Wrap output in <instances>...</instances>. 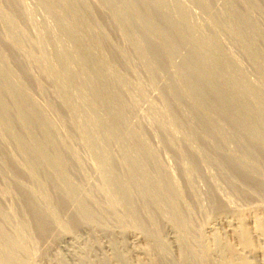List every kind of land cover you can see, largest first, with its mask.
I'll list each match as a JSON object with an SVG mask.
<instances>
[{"label": "rangeland", "instance_id": "1", "mask_svg": "<svg viewBox=\"0 0 264 264\" xmlns=\"http://www.w3.org/2000/svg\"><path fill=\"white\" fill-rule=\"evenodd\" d=\"M143 1L0 0V137L5 145L0 144V263L76 264L80 258L104 264L103 249L111 264H119L114 241L122 240L118 250L126 247L129 264H162L150 240L158 235L166 241V227L172 226L200 258L198 243L207 249L214 232H227L233 241L235 220L220 211L217 195L238 211L264 209V152L254 145L264 142V119L255 111L264 109V0ZM176 14L180 32L167 20ZM4 40L44 67L63 98L73 102L74 115L39 68L29 70ZM89 50L105 62L104 70ZM188 61L213 85L189 78ZM113 76L125 80L124 92ZM216 84L230 91L229 102L244 109L255 136L235 128L228 102L231 115L216 105L221 95ZM3 107L12 134L4 125ZM225 147L254 167L262 182L237 173L222 152ZM164 170L171 173L179 200ZM30 190L46 196L61 232L50 234L48 221L37 220ZM61 190L75 202L76 215ZM79 217L96 230L85 233ZM122 230L129 236L114 232ZM130 237L138 242L134 248ZM66 241L79 249L78 258L64 251Z\"/></svg>", "mask_w": 264, "mask_h": 264}, {"label": "bare ground", "instance_id": "2", "mask_svg": "<svg viewBox=\"0 0 264 264\" xmlns=\"http://www.w3.org/2000/svg\"><path fill=\"white\" fill-rule=\"evenodd\" d=\"M143 1V0H141ZM143 3H153L152 0H144ZM143 5V8L145 10V6L146 5ZM254 4H256L255 2H253ZM141 5V6H142ZM259 5V4H258ZM260 7V6H259ZM150 9V8H149ZM259 9V8H257ZM260 13L264 11L261 10V7L259 9ZM23 13L26 14V12H24L22 10ZM161 12V11H160ZM164 13V12H162ZM264 13V12H263ZM167 13H164V16H165V19H166V15ZM172 14H175V13H172ZM27 15V14H26ZM171 15V14H170ZM167 20H169V23H170V29L174 32H180V28L178 27V19H177V14L176 16H172L170 18H167ZM5 44H7L6 46H8L11 50L13 51H16V54L20 57H22L26 63V66L29 70H31L30 66H34L36 69L39 68L38 70H40L41 74L45 77V79H48L50 81V83L53 85L54 89H55V94L57 96V99L59 100L60 104L62 106H64L65 110L69 113H72L74 115V110H73V102L72 101H66L63 96L61 95V92L60 90L58 89V85L57 83L55 82L54 78L52 76H50L46 70L44 69L43 66L41 65H37L35 63H33V61L30 59V57L28 56V54H26L25 52L21 51V49L16 45L14 44L13 42H10V41H7V40H4ZM184 42H186L185 44H189L190 45V49H191V52L194 53L196 56H200V53L199 51H197V49L193 46L192 44V41L190 39H187L185 38L184 39ZM91 52V54L97 58L98 60V63L100 65V67L102 68V70L105 69V62L93 51V50H89ZM243 51V50H242ZM246 54V55H245ZM244 55L245 56H248L249 55L244 51ZM250 58V57H249ZM251 60V59H250ZM252 64H254V61H252ZM250 62V64H251ZM187 63V62H185ZM249 63V62H248ZM186 67L188 68L189 70V78L192 79L193 77V80L194 82L197 84H202V82H210V84L212 83L211 80L209 79V77H207L206 75H204L203 73L201 72H198V70H193L191 69V61H188L187 64H185ZM254 66V65H253ZM33 67V68H34ZM34 68V69H35ZM256 69V70H255ZM255 71L259 74V71H257L258 69L255 67ZM36 71V70H35ZM39 72V71H38ZM260 75V74H259ZM113 79H114V83H115V86L116 88L118 89V91L120 92H124V87L126 86V82L125 80H121V79H118L116 77L113 76ZM47 81V80H46ZM51 85V86H52ZM213 84H211L212 86ZM218 85V84H216ZM53 87H51L53 89ZM217 88L219 87L216 86ZM218 92L221 93V95H219L217 98H218V102L216 103V105H218V107L223 110V112L225 114H229L231 115V113L229 112L231 109H229L228 107H226V105H224L225 103L227 104L228 102V106L230 108L233 109V112L235 113V128L238 129V130H242V131H245L249 136H255V133L254 131H252L251 128H249V125H248V115L247 113L244 111V109L241 108V106L237 103V101H231L230 102L228 101L229 98H230V91L228 89H225V88H221L219 87L218 88ZM121 94V93H120ZM130 95V94H129ZM127 96V95H126ZM132 96V95H131ZM225 98L227 101H225ZM132 103V101H131ZM133 105V104H132ZM135 107V105H134ZM133 108V106H132ZM131 110V109H130ZM132 111V110H131ZM255 111L257 112V114L262 118L264 119V109H259V108H255ZM2 118H3V122H4V125L7 126V131L10 133L11 132V126H10V123H9V120L6 116V111H5V108L3 107L2 109ZM136 113V112H134ZM138 113V112H137ZM234 115V114H233ZM119 117L121 119V122L123 125L127 126L128 128V125H127V121L125 119V116L122 114V113H119ZM163 124V123H162ZM161 125V124H159ZM158 125V126H159ZM166 124H164L165 126ZM168 126V125H166ZM166 128V127H165ZM171 127H169L170 129ZM160 130V129H159ZM171 130V129H170ZM169 130V131H170ZM151 131V130H150ZM172 131V130H171ZM248 131V132H247ZM165 132V130H164ZM169 133V132H168ZM172 133V132H171ZM12 134V132H11ZM150 134V133H149ZM175 134V133H174ZM173 134V135H174ZM153 136V135H152ZM166 136V135H165ZM172 137V136H170ZM174 137V136H173ZM177 138V137H176ZM171 141V139L169 140ZM82 143V142H81ZM170 143V142H169ZM0 144L3 146L4 143L2 141V138L0 137ZM83 144V143H82ZM84 145V144H83ZM169 145V144H168ZM173 145V144H172ZM254 145L256 148H259L261 149L263 152H264V142L263 140H256L254 141ZM5 146V145H4ZM3 146V147H4ZM141 146L143 147V150L145 151V153L148 155V148H147V145L143 142H141ZM170 146V145H169ZM86 148V147H85ZM169 148V147H168ZM227 147H225L224 149H222V152L224 151V155L227 159H231L233 162V165L235 166V171L237 173H239L240 175L244 176L245 178H252L253 180L255 181H259L260 183L262 182L261 179H258L257 177H255V174L254 172V167H252L250 164H248L244 159H241L240 157H238L237 155H233V153H231L230 151H228L226 149ZM196 151V149H193ZM193 152L192 154H196L197 152ZM190 153V152H189ZM221 153V151H220ZM178 154V153H177ZM198 154V153H197ZM222 154V153H221ZM67 155L69 157H71L73 160L74 158L72 157V155L68 154ZM91 155V154H90ZM89 155V156H90ZM199 155V154H198ZM10 156V155H9ZM181 156V155H180ZM14 157V156H13ZM12 156H10V158L13 160V162L16 163V161L14 160ZM198 157V156H196ZM220 157V156H219ZM213 158V156H212ZM224 158V157H223ZM90 159L93 160V165L95 167V170H96V173L99 177V179L102 177L101 175V172H100V169H99V166L97 165V162H96V159L94 158L93 155H91ZM201 160V158L199 159ZM203 160V159H202ZM75 161V160H74ZM219 162V161H218ZM92 163V162H91ZM182 163V162H180ZM198 163V162H197ZM216 163V162H215ZM232 164V163H231ZM17 167L20 169V171L24 174L27 175V177L29 178V180L31 182H33V178H32V175L31 173L24 169V168H21V166H19L17 163H16ZM181 165V164H180ZM201 165H204L203 162ZM93 167V168H94ZM254 168V169H253ZM182 169V168H181ZM188 169V168H187ZM186 169V170H187ZM222 170V168H221ZM234 171V170H233ZM165 174L167 175V177L169 178V181H170V185H171V190L175 196V198L177 200H179L181 198V194L179 193V191L177 190V186L175 187L174 185V181L172 180L173 178L170 177V174L168 171H165ZM184 172V170H183ZM186 172V171H185ZM232 172V171H231ZM257 172V171H256ZM236 173V174H237ZM255 174V175H254ZM186 175V174H185ZM184 175V176H185ZM187 176V175H186ZM189 176V175H188ZM233 177V176H232ZM235 177V176H234ZM239 177V176H238ZM189 178V177H187ZM187 178H184L187 180ZM215 180V179H214ZM211 181V180H210ZM209 181V182H210ZM227 181V180H226ZM234 181V180H233ZM212 183V182H211ZM215 183V182H214ZM235 183V182H234ZM238 183V182H237ZM216 184V183H215ZM213 187H214V184L212 183L211 184ZM237 185V184H236ZM212 187V188H213ZM99 193L103 194L106 198V200L104 201H107V195L105 194V192L103 191V189L101 187H99ZM30 189V188H29ZM249 189V188H248ZM187 190V189H186ZM216 190V189H215ZM219 190V189H218ZM217 190V191H218ZM31 191V190H30ZM214 191V190H213ZM61 194L63 196H65L67 198V204H68V207L69 209H74V212H75V215L77 214V206L75 205V202L68 198L66 196V192L64 193L62 190H61ZM181 192V191H180ZM215 192V191H214ZM188 193V192H187ZM217 194H219L218 192H216ZM236 193V191H235ZM215 194V193H214ZM99 195V194H98ZM99 197V196H98ZM183 198V197H182ZM3 198H1V195H0V201L2 200ZM7 199V198H6ZM193 199V198H192ZM149 200V203L153 204L152 202V199H148ZM215 200V199H214ZM183 201V200H182ZM2 202V201H1ZM216 202L222 207V213L224 212L227 216L230 215L234 218L235 220V225H234V228L230 230V232L232 233V236H233V241L229 238V235L227 232H224V233H217V232H214V234H212V237L210 238V240L207 241V249H204V247L201 245V243H198L199 247L201 249L202 252H198V254H201L200 255L201 257L198 258V256L196 257L195 254V251L193 249V251L191 250L192 249V246L191 245H188V243L186 242L184 236L182 235H178V231L177 233L174 231L175 228H172L171 227H166L167 230L165 231L166 232V241H163L160 237L157 236H154L152 240H150L152 237L147 238L148 235H147V239H149L151 241V246H152V249L153 251H157L158 253L155 254L157 256H161V258H159L160 262L162 264H167V259L169 260L170 264H207V263H204V261H210L212 262L213 264H253V260L256 259V261L258 262V264H264V209H255V210H252V211H238V209H235L232 207V205L226 201L225 199H223L222 197H219V195H217L216 197ZM29 203L31 206L34 207L35 209V215H36V218L38 221H48V223L53 227L51 230H50V234L53 232H59L60 231V228L61 226L59 225V222L57 220V218L55 217L51 207L49 206V203H48V200L46 198V196L43 194V193H39V192H33L31 191L30 193V197H29ZM106 203V202H104ZM98 204V203H97ZM103 204V203H102ZM107 204V203H106ZM105 204V205H106ZM101 205V204H100ZM154 205V204H153ZM218 205V206H219ZM95 206H96V203H95ZM99 206V205H98ZM104 206V205H103ZM116 206H119V204H116ZM100 207V206H99ZM105 207V206H104ZM120 207V206H119ZM118 207V208H119ZM117 208V209H118ZM154 208V206H153ZM157 208V207H156ZM203 208V207H202ZM102 209V208H100ZM107 209V208H106ZM105 208L102 209L103 211L106 210ZM121 209V208H120ZM118 209V210H120ZM158 209V208H157ZM156 209V210H157ZM99 210V208L97 209ZM122 210V213H123V209ZM160 210V209H159ZM158 210V211H159ZM71 211V210H70ZM110 211V210H109ZM154 211V210H153ZM102 212V211H100ZM106 212V211H105ZM103 212V213H105ZM115 212V211H113ZM111 211V213H113ZM118 212V211H117ZM156 212V211H155ZM107 213V212H106ZM110 213V212H109ZM110 213V214H111ZM120 214V218L123 214ZM126 214V215H125ZM221 214V212L219 213ZM112 215V214H111ZM117 215V214H116ZM124 215L128 218V221L130 220L133 224V226L131 225V227H133L135 230H137L138 228L136 227V224L134 223V220L129 217L127 215L126 212H124ZM123 215V216H124ZM159 215H163V213H159ZM215 215V214H214ZM124 216V218H125ZM229 216V217H230ZM1 217V216H0ZM165 217V215L163 216ZM219 217V216H218ZM224 217V215H223ZM222 218V217H221ZM81 219V220H80ZM113 219V218H112ZM119 219V217H118ZM116 220V217L114 220H116V222H118L119 220ZM122 219V218H121ZM126 219V218H125ZM148 219V218H147ZM165 222L168 220L166 217H165ZM79 220L82 221L84 224V229H85V233L87 234H91L93 233L95 230L93 228L92 225L88 224L86 219H84L83 217H79ZM224 220V219H223ZM148 221H150V219H148ZM163 221V220H162ZM169 221V220H168ZM221 221V220H220ZM223 222V221H221ZM115 223V222H114ZM120 223L121 220H120ZM128 223V222H127ZM147 223V222H146ZM150 223V222H149ZM163 223V222H162ZM170 222H167L166 224L169 225ZM118 224V223H117ZM126 224V223H125ZM124 224V225H125ZM232 224V222H231ZM234 224V223H233ZM121 225V224H119ZM163 226V224H162ZM171 226V223L170 225ZM231 226V225H230ZM120 227V226H118ZM117 227V228H118ZM122 227H125L123 225H121L120 228ZM155 226H153L154 228ZM233 227V226H232ZM151 228V226H150ZM156 228V227H155ZM102 229V228H101ZM126 229V228H124ZM133 229V230H134ZM152 229V228H151ZM119 230V228H118ZM131 230V229H130ZM139 230V229H138ZM100 232V229L98 230ZM123 231V230H122ZM121 231V232H122ZM126 231V230H125ZM151 231V230H150ZM155 231V229L153 230ZM227 231V230H226ZM229 231V230H228ZM61 232V231H60ZM107 231L106 230H103L102 233H106ZM117 233V235H127L129 236V233H125L123 231V233H120V231H114ZM149 232V231H148ZM156 232V231H155ZM154 232V233H155ZM223 232V231H222ZM131 233V232H130ZM153 233V232H152ZM66 233H62V235H65ZM142 235V234H141ZM143 235H146V234H143ZM201 235V234H200ZM152 236V235H151ZM67 237V236H66ZM202 237L200 236V239ZM131 239V245L132 247L134 248V246L136 245L137 240L134 239L133 237H130ZM67 242V241H66ZM66 245L63 246L64 248V251L66 253H69L70 255L73 254V256L77 257V255H79V249L76 248V246L71 243V242H67V243H64ZM124 245L123 241L122 240H118V241H114V248H115V251H116V258L115 260L119 262V264H129V261L128 259L123 256L125 251L127 250L126 247L125 248H122V250H118L120 249V246L122 247ZM191 246V248H190ZM78 250H76V249ZM151 249V250H152ZM150 250V251H151ZM197 252V251H196ZM146 254V252H144ZM25 254V253H23ZM105 252L103 251V249L101 250V255L104 256V264H111V261L108 257L105 256ZM138 254H141L140 251L138 252ZM153 254V252H152ZM159 254V255H158ZM175 254V256L173 255ZM147 255V254H146ZM172 255L174 256L173 258L175 260H173V258H170L172 257ZM149 256H150V253H149ZM155 256V255H154ZM78 258V257H77ZM78 261V260H77ZM167 261V262H166ZM253 261V262H252ZM89 264V262H86V260L84 259H80L79 258V261L76 263V264ZM2 264V263H0Z\"/></svg>", "mask_w": 264, "mask_h": 264}]
</instances>
